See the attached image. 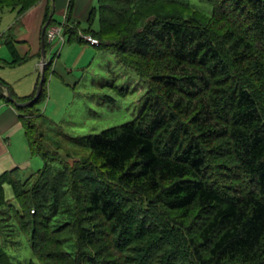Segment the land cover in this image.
Masks as SVG:
<instances>
[{
  "label": "trees",
  "instance_id": "trees-1",
  "mask_svg": "<svg viewBox=\"0 0 264 264\" xmlns=\"http://www.w3.org/2000/svg\"><path fill=\"white\" fill-rule=\"evenodd\" d=\"M40 1L11 4L21 15ZM175 1L189 3L97 0L85 29L66 15L68 41L90 34L147 82L139 115L79 139L86 160L70 164L42 142L36 102L51 61L38 99L16 106L43 165L26 176L18 167L0 174V225L6 216L19 225L40 264H264V0H198L185 15L161 10ZM51 12L48 0L42 24ZM13 41L4 35L12 60L0 63L22 60ZM3 87L0 79V96ZM35 91L9 93L25 102ZM0 234L17 242V233ZM0 254L14 264L3 245Z\"/></svg>",
  "mask_w": 264,
  "mask_h": 264
},
{
  "label": "rangeland",
  "instance_id": "rangeland-1",
  "mask_svg": "<svg viewBox=\"0 0 264 264\" xmlns=\"http://www.w3.org/2000/svg\"><path fill=\"white\" fill-rule=\"evenodd\" d=\"M12 1L14 0H5L6 4L0 6V58H5L7 61L12 59V53L4 43L3 37L10 33L16 36L23 31L18 20L25 14L20 15L19 7L12 6ZM195 1L198 0H187L186 2L189 3L170 2L173 5H165L161 7V10L183 15L191 14L192 6L199 7L198 2L195 3ZM75 3L76 0L73 4ZM92 5L96 7L97 0H93ZM66 13V9L63 12L55 10L52 16L56 22L55 26L64 22ZM87 17L79 18L81 29L87 27ZM204 20L212 22L213 25H221V22L214 18ZM51 26L48 24L47 29L49 30ZM91 27L98 28L96 14ZM78 34L81 38V35L87 33L80 30ZM61 35H63L62 29ZM46 39L48 42L47 35ZM49 42L51 43L44 49H46L47 59H53L52 68L46 76L45 93L41 100L36 102L42 116L35 117V121L40 123L39 130L43 133L44 146L53 152L54 157L60 156L63 160L73 164L75 161L86 160L89 155L82 140H79L81 137L129 121L140 114L147 82L131 66L119 62L110 47H98L85 41L78 42L76 39L68 41L67 35L64 36V43L58 38ZM27 53L24 60L0 67V76L8 83L10 82L9 84L19 95H26L34 90L40 71L39 55L32 54L31 50ZM55 68L57 72L54 71ZM24 136L22 134L21 138L26 141ZM28 156L30 157L28 166L18 167L22 176L36 171L43 165L39 155L28 153ZM4 192L8 199L13 198L10 185L5 184ZM12 216L11 218L14 219ZM0 226V229L6 232V238H9L11 233H17L14 240L18 243L13 242L11 237L5 241L4 235L0 234V246L3 245L4 250L11 255L14 264H40L33 256L30 240L23 234H18L16 226L19 228V225H12V221L6 216ZM22 230L24 231L23 228ZM0 264H9V257L0 254Z\"/></svg>",
  "mask_w": 264,
  "mask_h": 264
},
{
  "label": "crops",
  "instance_id": "crops-1",
  "mask_svg": "<svg viewBox=\"0 0 264 264\" xmlns=\"http://www.w3.org/2000/svg\"><path fill=\"white\" fill-rule=\"evenodd\" d=\"M68 3L69 0H51L52 13H54L55 10H58L60 12H63V10L65 9L67 10ZM92 3L93 0H76V3L75 5L73 4L71 11L68 13L67 10V13L64 15V20L66 15L69 14V18L78 23L80 27L81 25L79 18L83 16H89L90 10L94 8ZM45 5L46 0H41L38 4L25 12V14H23L18 20V23H20V26H22L23 31L20 32L19 35L12 36V38L14 40L13 42L18 56L21 57L22 60L26 58V55L28 54L27 52L29 50H31L32 54L37 53L40 59L42 58L40 53V33L43 26L42 21L44 17ZM62 43H64V40ZM30 45L32 47H29ZM11 60L12 59L7 61L5 60V58H0V62H9ZM45 60L51 61L52 68L53 59L49 60L45 56ZM4 65L6 64L0 63V67ZM54 71L57 72L56 68ZM40 72L41 70L38 72L35 88L37 87L39 81L38 79L40 78ZM0 79L3 80L6 84V87H3L2 90L3 96H0V173H2V171L6 170L7 168L11 169L13 167L28 166V164L30 163V157L28 156V153H30V151L28 149V144H26L27 141L21 138L22 134L24 135V129L19 120V110L16 107L18 105H15L9 100L8 93L11 90L15 97H24L32 94L34 90L29 94L19 95L14 87L9 84L10 82L8 83L7 80H4V78L1 76ZM5 98H7L8 101H6Z\"/></svg>",
  "mask_w": 264,
  "mask_h": 264
},
{
  "label": "water",
  "instance_id": "water-1",
  "mask_svg": "<svg viewBox=\"0 0 264 264\" xmlns=\"http://www.w3.org/2000/svg\"><path fill=\"white\" fill-rule=\"evenodd\" d=\"M51 15H52V12H51ZM50 16L48 17V19L46 20V22L43 24V26L41 28V33H40V48H41V52L40 53H41V57H42L41 59L43 61V65L45 63V49H44L43 35H44V32H45L46 27L49 24ZM43 74H44V66H42V69H41V72H40V78H39V82L37 84V88H36V91H35V95H34V97L31 100H28V101H25V102H17L16 100H14L12 98V96L10 95V93H8L9 100L11 102H13L15 105H29V104H33L38 99V97H39V95L41 93V87H42V84H43Z\"/></svg>",
  "mask_w": 264,
  "mask_h": 264
},
{
  "label": "built area",
  "instance_id": "built-area-1",
  "mask_svg": "<svg viewBox=\"0 0 264 264\" xmlns=\"http://www.w3.org/2000/svg\"><path fill=\"white\" fill-rule=\"evenodd\" d=\"M61 29L62 26L58 25V26H51V28L47 31V38L49 41L54 40L55 38H58L60 41L63 42V36L61 35ZM81 38L87 42H89L91 45H98V40L91 36V35H87V34H83L81 35Z\"/></svg>",
  "mask_w": 264,
  "mask_h": 264
}]
</instances>
